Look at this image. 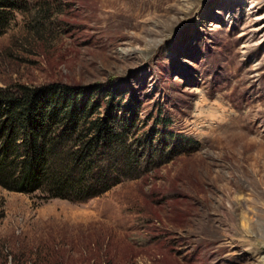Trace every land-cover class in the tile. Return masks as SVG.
I'll use <instances>...</instances> for the list:
<instances>
[{"label":"rangeland","instance_id":"374dc122","mask_svg":"<svg viewBox=\"0 0 264 264\" xmlns=\"http://www.w3.org/2000/svg\"><path fill=\"white\" fill-rule=\"evenodd\" d=\"M19 3L0 86L116 87L182 151L84 201L0 185V264H264V0Z\"/></svg>","mask_w":264,"mask_h":264},{"label":"trees","instance_id":"16d2710c","mask_svg":"<svg viewBox=\"0 0 264 264\" xmlns=\"http://www.w3.org/2000/svg\"><path fill=\"white\" fill-rule=\"evenodd\" d=\"M19 1L0 0V34ZM139 105L111 86H0V185L41 199L84 201L169 161L182 151L173 150L172 134L168 142L154 128L133 137ZM155 123L165 128L170 119Z\"/></svg>","mask_w":264,"mask_h":264}]
</instances>
